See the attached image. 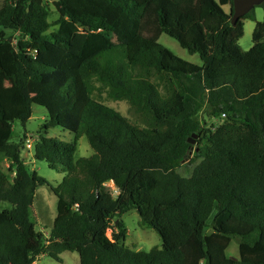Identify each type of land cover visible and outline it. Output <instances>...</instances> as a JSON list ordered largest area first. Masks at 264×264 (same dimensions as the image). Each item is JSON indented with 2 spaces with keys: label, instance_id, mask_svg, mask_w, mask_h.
<instances>
[{
  "label": "trees",
  "instance_id": "trees-1",
  "mask_svg": "<svg viewBox=\"0 0 264 264\" xmlns=\"http://www.w3.org/2000/svg\"><path fill=\"white\" fill-rule=\"evenodd\" d=\"M53 6L59 19L49 32L44 0L0 4V155L14 174L0 170V264H34L41 255L61 262L63 252L76 253L79 264H264V16L242 51L243 21L255 20L254 9L233 27L232 0ZM256 7L264 13V2ZM79 34L83 44L73 51ZM162 34L201 65L161 46ZM102 97L126 102L139 125ZM32 106L46 112L34 159L64 173L50 188L56 216L47 236L32 220L46 181L20 157L26 137L11 141L13 124L24 126ZM54 128L73 142L46 137ZM82 136L92 154L76 158ZM194 136L199 162L183 177L178 168ZM130 211L159 235L160 247L124 245L122 216ZM232 238L238 259L225 256Z\"/></svg>",
  "mask_w": 264,
  "mask_h": 264
},
{
  "label": "rangeland",
  "instance_id": "rangeland-1",
  "mask_svg": "<svg viewBox=\"0 0 264 264\" xmlns=\"http://www.w3.org/2000/svg\"><path fill=\"white\" fill-rule=\"evenodd\" d=\"M49 11L48 21L51 24L49 32H53L57 29L56 22L59 19L58 14L53 6V0H44ZM2 0H0V4ZM226 13H229L230 8L228 6L224 7ZM255 20H244V30L243 36L238 41V46L242 51H248L252 46V32L256 22H261L263 20V9L260 7L254 8ZM11 35V33H7ZM158 43L168 49L174 56L180 58L181 60L194 64L201 65V60L198 54H189L186 50L182 49L179 44L162 34L158 40ZM83 44L82 34L75 36L73 40L72 50H78ZM103 103L109 107L120 112L127 120L134 124L139 125V122L133 117L129 106L126 102H111L107 98L102 97L100 99ZM205 107L199 113V119L203 120V115ZM46 120V112L43 108L38 106H32V116L31 118L22 126L19 122L13 124V132L11 141L18 143L22 140L23 136L26 140L23 142V148L20 150V157L23 162L27 165L30 171L35 172L39 177L46 181V185L40 187L36 193L33 203L32 210V220L35 222V229L37 232H41L44 236H47V228L51 226L53 219L56 216V197L51 192L50 188L56 187L63 179L64 173L59 171L51 170L47 167L45 162L36 161L34 159V145L38 138V134L43 135L41 131V126ZM214 126H217L218 121L212 122ZM207 128H210L209 125ZM46 137L55 138L64 142H73V134L61 129L54 128L49 129L46 132ZM193 143H190V151L187 158L181 163L178 168V173L183 177H189L192 171L193 165H196L199 160L194 161V152L199 144V138L194 136L191 138ZM30 146V147H28ZM92 154V150L85 138L82 136L77 142V150L75 152L76 158L89 157ZM191 162H194L191 165ZM9 161H7L3 156L0 155V170L8 175L9 178L14 176L13 172L8 171ZM105 188L110 191L112 184L106 183ZM113 196V195H112ZM115 197V196H113ZM1 207H9L7 203H2ZM122 221L127 229V237L124 241V245L134 251H144L147 252L153 247L161 246V239L159 235L151 228L144 227L139 224V216L136 211H130L122 216ZM210 233V230L206 231ZM107 236L110 237V231L107 232ZM226 258L238 259V244L235 238H232L230 244L225 252ZM61 262H56L46 255L39 256L35 264H79V257L76 253L63 252L60 255ZM183 264H188L184 261Z\"/></svg>",
  "mask_w": 264,
  "mask_h": 264
},
{
  "label": "water",
  "instance_id": "water-1",
  "mask_svg": "<svg viewBox=\"0 0 264 264\" xmlns=\"http://www.w3.org/2000/svg\"><path fill=\"white\" fill-rule=\"evenodd\" d=\"M263 2L264 0H232L231 26L234 27L239 18L245 16L256 6L261 5ZM188 142L193 143L191 139H189ZM197 150L198 149H196V151Z\"/></svg>",
  "mask_w": 264,
  "mask_h": 264
},
{
  "label": "built area",
  "instance_id": "built-area-1",
  "mask_svg": "<svg viewBox=\"0 0 264 264\" xmlns=\"http://www.w3.org/2000/svg\"><path fill=\"white\" fill-rule=\"evenodd\" d=\"M30 147V146H28ZM111 195L116 196L118 194V189L114 187V185H112L111 190L109 191Z\"/></svg>",
  "mask_w": 264,
  "mask_h": 264
},
{
  "label": "crops",
  "instance_id": "crops-1",
  "mask_svg": "<svg viewBox=\"0 0 264 264\" xmlns=\"http://www.w3.org/2000/svg\"><path fill=\"white\" fill-rule=\"evenodd\" d=\"M110 184H112L113 185V183H110ZM35 264V263H34Z\"/></svg>",
  "mask_w": 264,
  "mask_h": 264
}]
</instances>
